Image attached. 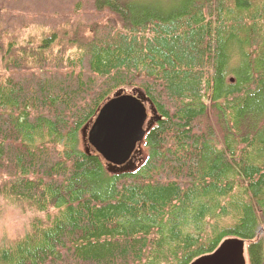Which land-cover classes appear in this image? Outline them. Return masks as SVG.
Returning <instances> with one entry per match:
<instances>
[{"label":"trees","instance_id":"1","mask_svg":"<svg viewBox=\"0 0 264 264\" xmlns=\"http://www.w3.org/2000/svg\"><path fill=\"white\" fill-rule=\"evenodd\" d=\"M125 88L154 111L121 172L84 133ZM0 198L30 212L0 264H189L228 237L264 264V0H0Z\"/></svg>","mask_w":264,"mask_h":264},{"label":"water","instance_id":"2","mask_svg":"<svg viewBox=\"0 0 264 264\" xmlns=\"http://www.w3.org/2000/svg\"><path fill=\"white\" fill-rule=\"evenodd\" d=\"M148 110L154 111L141 91L119 89L103 102L87 127L84 133L87 142L113 170L122 172L135 167L132 157L140 151L151 125ZM189 264H246L245 241L225 238L212 252L196 257Z\"/></svg>","mask_w":264,"mask_h":264},{"label":"rangeland","instance_id":"3","mask_svg":"<svg viewBox=\"0 0 264 264\" xmlns=\"http://www.w3.org/2000/svg\"><path fill=\"white\" fill-rule=\"evenodd\" d=\"M124 90H126V92L131 91V89L129 88H125ZM150 116L151 114L148 113V118ZM82 144L83 143L81 142L80 147H83L84 144ZM139 148L142 152V156H144L143 146ZM29 214V211L22 210L11 200L8 201L3 198H0V243L7 244L11 240L15 239L17 236L22 234L28 228ZM257 234L258 238L263 239L262 226L258 227ZM245 259L246 264H249L246 248Z\"/></svg>","mask_w":264,"mask_h":264},{"label":"bare ground","instance_id":"4","mask_svg":"<svg viewBox=\"0 0 264 264\" xmlns=\"http://www.w3.org/2000/svg\"><path fill=\"white\" fill-rule=\"evenodd\" d=\"M11 241H12V240H11ZM11 241H10V242H11ZM10 242H8V243H10ZM8 243H7V244H8ZM3 244H4V243H0V245H3Z\"/></svg>","mask_w":264,"mask_h":264}]
</instances>
